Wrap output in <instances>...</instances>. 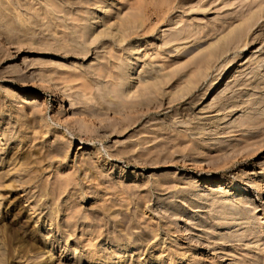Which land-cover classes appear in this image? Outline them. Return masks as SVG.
Listing matches in <instances>:
<instances>
[{
	"label": "rangeland",
	"instance_id": "rangeland-1",
	"mask_svg": "<svg viewBox=\"0 0 264 264\" xmlns=\"http://www.w3.org/2000/svg\"><path fill=\"white\" fill-rule=\"evenodd\" d=\"M70 1L75 16L89 14L90 39L106 41L86 58H64L63 28L47 30L40 14L67 9L63 0H0V120L12 125L0 131V164L16 169L0 181V264H264V0ZM109 52H124L139 72L126 91L155 85L164 104L147 133L140 126L102 139L109 134L97 128L112 114L67 97L89 84L79 65L108 63L95 53ZM74 120L94 136L74 135ZM174 130L186 143L163 150ZM65 177L73 180L62 187L56 179Z\"/></svg>",
	"mask_w": 264,
	"mask_h": 264
},
{
	"label": "bare ground",
	"instance_id": "bare-ground-1",
	"mask_svg": "<svg viewBox=\"0 0 264 264\" xmlns=\"http://www.w3.org/2000/svg\"><path fill=\"white\" fill-rule=\"evenodd\" d=\"M82 1V0H81ZM63 2L67 5V9L66 8H63L61 11H60V9H58V6L56 7V5L54 6L53 5V8H51V9H41L40 10V14L41 15H43L44 16V18H46V24H45V26H47L46 28H47V30H49L48 28H53V26H54V24L56 23V27H58V28H63V31H61L60 33L62 34V36H60L59 37V40L58 41H60L61 43H62V45L58 48V51H60L61 52V55L62 56H64V58L65 57H71L72 55L73 56H77V55H81V56H84L85 58L87 57V56H89L90 54H93L94 52L93 51H95L96 49H98V48H100V46H101V44L104 42H106V41H104V39L102 38V37H95V38H92V39H90L91 38V36H89V31H90V28H89V26H88V21L90 20V16H89V14L87 15V16H85V15H81V17L80 16H75L73 13H71V11H69L70 10V8H71V6L73 5V3L70 1V0H63ZM59 13H61L62 15H58ZM99 22V20H97L96 21V24ZM38 25H39V23H38ZM40 26H42V24H40ZM12 28L14 29V28H16V26L14 25V26H12ZM50 37H51V35H50ZM53 37V39L55 40V39H57L56 37H54V36H52ZM51 37V38H52ZM176 37H179V35L178 36H176ZM184 37H185V34H184ZM183 37V38H184ZM229 38V37H228ZM228 38L226 37L223 41H224V46L226 47V44L228 43ZM174 39V38H173ZM177 39H179V38H175V40H177ZM180 39H182L181 38V36H180ZM174 40V41H175ZM57 41V42H58ZM111 41H113V40H111ZM173 42V41H172ZM103 43V44H104ZM113 43V42H112ZM111 43V44H112ZM222 45V44H221ZM224 46H222L223 48H224ZM121 48V51H124L123 50V48L122 47H120ZM226 49H228V46H227V48ZM124 52H109V53H107L106 55H101V54H99V53H95V54H97V60H103V58L104 59H106V60H109L108 61V63L107 62H105L104 64H102V61H98V62H100L99 63V65H97L96 67H92V68H84V67H81V65H79L80 67L79 68H81L82 70H83V72L82 73H84V75L82 74V77H81V74H79L80 75V78H83L84 80H83V82L84 83H86V81L89 83L88 85H85V84H83L82 83V91L80 92V91H77L76 93L75 92H73V93H71V94H67L68 96V98L69 99H76L78 102H79V104H81V105H83V106H86V107H88V110H89V112H90V110H91V112L92 111H94V113H95V111L96 110H98L97 112H99V110H101V111H103L104 113L105 112H107V113H109V114H112V115H110V119H107V121L108 122H106L107 123V125L106 124H104V125H100V126H98V128H97V131H101V132H107V134H109L108 136L107 135H103L102 136V139H108L110 136H117V137H121V136H123V134H125V133H128V132H130V131H133V130H135L137 127H140L141 126V133L143 132V133H147V131H145L146 130V128H147V126H148V124L150 123V122H152V120L149 122V121H147V122H145L146 120H147V118L149 119L150 117H149V115L150 116H159V115H161V113L163 112V110H162V107H163V105H161V99L159 98V96H157V97H154L153 96V93L155 92V91H152L153 89H151V88H154L153 86H155V85H153L151 88L147 85V84H145V86L143 85H141L142 87H140V89H138L137 91H126V90H128L129 88V84H130V81H131V77L132 76H135V75H137L139 72H137V71H135V67L134 66H132L131 67V65H130V68H128L129 66V63H130V61L129 60H125V59H123V56H125L124 54H123ZM209 53V52H208ZM215 53V52H214ZM227 53V52H226ZM75 54V55H74ZM216 54V53H215ZM218 54V53H217ZM207 55H212V52L210 53V54H207ZM84 57H83V59H84ZM82 58V57H81ZM78 59V58H77ZM132 63V62H131ZM107 65V66H106ZM95 66V65H94ZM71 68V67H70ZM78 68V69H79ZM231 68V66L228 68V69H226L221 75H220V77H218V79L215 81V83L211 86V90H210V92L209 93H211V92H214V91H217L219 88H221L222 86H223V84H224V82H225V80H226V77H227V73H228V70ZM54 70H56V69H54ZM98 71H103L102 73H104V71L105 72H108V74H110V75H107V77L108 76H110V77H108V78H106V77H104V78H106L105 80L107 81L108 79H110L111 81H112V86L110 85V84H108L107 86L108 87H103V85H102V82H101V80H103L104 78H103V76H102V74H101V72H99L98 74H97V72ZM105 74H107V73H105ZM105 74H103V75H105ZM99 75V76H98ZM102 77H101V76ZM84 76V77H83ZM3 78V76L2 75H0V79H2ZM99 78H101V80L99 79ZM67 80H69L68 82L71 84V82L73 83V82H75L76 81V79H75V81L74 80H72V79H67ZM20 80H16V82H19ZM22 81V80H21ZM133 81V80H132ZM66 82V81H65ZM108 82H110V81H108ZM114 82V83H113ZM101 83V85H100V87H99V89H95V86L97 85V84H100ZM68 84V83H67ZM87 84V83H86ZM103 84H104V82H103ZM110 85V86H109ZM69 86V85H68ZM72 86H74L73 84H72ZM128 86V87H127ZM50 88L46 83H44V85H43V89H42V91H46V89L45 88ZM71 87V86H70ZM128 88V89H127ZM133 88V87H132ZM136 88H138V87H136ZM71 89V88H70ZM133 89H135V88H133ZM155 89V88H154ZM159 90L161 89V88H158ZM158 89H157V91L156 92H158ZM130 90V89H129ZM136 90V89H135ZM162 90V89H161ZM164 91V90H163ZM82 92H86V93H88V94H90V96H91V98L92 99H90V100H93V102H89V101H84L82 98H81V95H82ZM159 93H160V91H159ZM52 94H54V91L52 92ZM162 94V93H161ZM164 94V93H163ZM166 95V94H165ZM58 97H59V95H58ZM161 97V96H160ZM165 98V97H164ZM168 98V97H167ZM163 99V98H162ZM57 100H59V99H57ZM75 100V101H76ZM165 100V99H164ZM6 100L4 99V98H1L0 99V110H2V109H4V108H6V102H5ZM218 101V100H217ZM220 101V100H219ZM75 103V102H74ZM73 103V104H74ZM107 103H109V105L107 104ZM78 104V105H79ZM220 104V102L218 103V105ZM75 106H77V102L74 104ZM73 105V106H74ZM224 105V104H223ZM232 105H234V104H232ZM220 108H222V105H220L219 106ZM74 107H70V110H72ZM80 108V107H79ZM83 108V107H82ZM229 108V107H228ZM228 108H223L222 109V111H224L226 114H224L223 116H224V118H227L228 116H229V114L232 112V110H231V108H233V107H231L230 108V110H231V112L229 111V109ZM85 109H87V108H85ZM164 109V108H163ZM150 110H152V113L151 114H149V111ZM221 110V109H220ZM87 111V110H86ZM101 111H100V113H98V115L99 114H101ZM93 113V112H92ZM102 115V114H101ZM104 115H106V113L104 114ZM108 116V115H107ZM221 116V115H220ZM98 117H100L101 118V116H98ZM97 117V118H98ZM105 117V116H104ZM160 117V116H159ZM153 120H155L154 118H152ZM150 120V119H149ZM171 120V119H170ZM85 121V120H84ZM219 121V120H218ZM247 121V120H246ZM166 122V121H165ZM169 122H171L172 124H175V120L174 121H169ZM177 122V121H176ZM222 122V121H221ZM227 122V121H226ZM243 122V121H242ZM251 122V121H250ZM103 123H104V121H103ZM192 123V122H191ZM190 123V124H191ZM216 123V122H215ZM248 124H249V122H247ZM156 124V123H155ZM155 124H152V125H155ZM167 124V122L165 123V125ZM170 124V123H169ZM171 124V125H172ZM200 124V123H199ZM199 124H196L195 125V122H194V125H195V128H197V127H199ZM218 124H219V122H218ZM222 124V123H221ZM224 124V123H223ZM254 124V123H253ZM252 124V125H253ZM150 125H151V123H150ZM170 125V126H171ZM191 125H193V124H191ZM193 125V126H194ZM203 124H201V126H202ZM207 125V124H206ZM250 125H251V123H250ZM252 125H251V127H252ZM5 126H8L9 128H12V125L11 124H9V123H6L5 122V118H1V120H0V131H3V129L5 128ZM68 127H69V129H70V131L71 132H73L74 133V135H76V136H79V137H81V135L83 136V134H86L87 133V131L86 130H84V126L82 125V123H81V121H78V120H74V121H71L70 123H68V125H67ZM162 126H164V124L162 125ZM205 126V125H204ZM212 126V125H211ZM216 126V125H215ZM218 126V125H217ZM215 127V128H212V129H215V130H218V132H219V130L222 132V133H228L226 130H228L227 128H229V126H231V125H229V126H227V127H221V129H219V127L220 126H218V127ZM236 126V125H235ZM238 126V125H237ZM149 127V126H148ZM166 127V126H165ZM168 127H169V125H168ZM214 127V126H213ZM169 128H173L172 126L171 127H169ZM191 128V127H190ZM205 128V127H204ZM203 127H202V129H204ZM211 128V127H210ZM209 128V129H210ZM231 128V127H230ZM232 128L233 129H235L236 127H234V126H232ZM238 128V127H237ZM160 129H163V128H160ZM165 129V128H164ZM174 129V128H173ZM177 129H178V127H177ZM192 129V128H191ZM194 129V128H193ZM248 129H249V127H248ZM168 129L166 128L165 129V133H167L166 131H167ZM172 130V129H171ZM189 130V129H188ZM194 130H196V129H194ZM193 130V131H194ZM198 130H200V127H199V129ZM157 131H159V129H157ZM163 131V130H162ZM197 131V130H196ZM212 131V130H211ZM226 131V132H225ZM229 131V130H228ZM19 132H20V130L19 129H17V133L19 134ZM86 132V133H85ZM139 132H140V130H139ZM150 132V131H149ZM148 132V133H149ZM159 132H161V130L159 131ZM170 132V134H171V132L172 131H169ZM202 132H204V133H206V131H202ZM209 132V131H208ZM217 132V131H216ZM233 132V131H232ZM155 132L153 131V134L152 135H155L154 134ZM158 133V132H157ZM162 133V132H161ZM164 133V134H165ZM180 133L181 132H178V131H175L174 130V135H172V136H170L169 134V136H170V138L168 139H166V138H163L164 136H161L163 139H165V140H167V141H165L164 142V146L162 145V147H164L163 148V150H165V148H167V150H168V148L170 149L171 147H173V146H177L176 144H181V142L183 141V143H184V140H181L182 139V137H184V135L186 134H184L183 132V135L181 136L180 135ZM181 133V134H182ZM198 133V132H197ZM210 133V132H209ZM212 133V132H211ZM215 133V132H214ZM231 133V132H230ZM159 134V133H158ZM194 134V133H193ZM199 134V133H198ZM207 134V133H206ZM216 134V133H215ZM187 135V134H186ZM188 135H190V134H188ZM200 135V134H199ZM203 135V134H202ZM211 135V134H210ZM217 135V134H216ZM94 135L92 134V133H87L86 135H85V137L86 138H92ZM160 136V135H159ZM154 137V136H153ZM156 137V136H155ZM165 137H167V136H165ZM187 137H189V136H187ZM218 137V136H217ZM230 137V136H229ZM162 138H160V139H162ZM185 138V137H184ZM203 138V137H202ZM219 138H221V137H219ZM219 138H218V140H219ZM149 139V138H148ZM148 139H146L147 141H149ZM156 139V143H157V138H155ZM162 139V140H163ZM212 139V138H211ZM216 139V138H215ZM222 139V138H221ZM2 138L0 139V145H5V144H1V142H2ZM151 140V139H150ZM194 140V139H193ZM142 141H143V139H142ZM188 141V140H187ZM133 140L129 143V144H127L126 146H125V149L127 150V152L126 153H123L122 155L124 156V155H127V154H129V153H131V152H133V150H132V148H133V146H136V144L135 145H133V143H135V142H138V141H135V142H133ZM153 143L152 144H155V145H157L156 143H154L155 141L153 140L152 141ZM139 143H141V141L139 140ZM143 143V142H142ZM141 143V144H142ZM144 143H146V142H144ZM143 143V144H144ZM147 143H151V141L150 142H147ZM158 143H160V141H158ZM185 143H186V140H185ZM221 143V142H220ZM68 144L69 143H67V142H63V145L64 146H68ZM140 144V145H141ZM217 145V144H216ZM152 146H154V145H152ZM157 146H159V145H157ZM154 147H156V146H154ZM153 147V148H154ZM220 146H218L216 149L217 150H219L218 148H219ZM157 148V147H156ZM174 149V148H173ZM162 150V149H161ZM162 150V151H163ZM56 151H57V149H56ZM151 153V151H146L145 153H146V155H150V154H148V153ZM166 152V151H165ZM57 153L58 152H55V154L57 155ZM157 153H159V151H158V149H157V152H156V154ZM0 154H2L1 153V150H0ZM152 154V153H151ZM174 154V153H173ZM120 155V154H119ZM122 155H120V156H122ZM130 155V154H129ZM129 155H127V156H129ZM161 155V154H160ZM99 158V157H98ZM123 158V157H122ZM124 159H125V161L127 160V158H125L124 157ZM119 160V159H118ZM123 160V159H122ZM130 159H128L127 160V162L129 161ZM131 162H133V161H131ZM86 163L89 165L90 164V166H91V163H89V162H87L86 161ZM134 163H136V162H134ZM137 164V163H136ZM11 171H13V172H15L16 171V169H14V168H10V165L9 164H7L6 162L5 163H2V164H0V181H3V180H6L9 176H10V172ZM71 180H73V178L72 177H65V178H63V179H59V178H57L56 179V181H58V182H63V184H62V187H64V186H67V185H69V182L71 181ZM52 183V182H51ZM241 189V188H240ZM62 190H60L59 192H57V194H61L60 192H61ZM215 196V195H214ZM219 196V195H218ZM223 196V195H222ZM216 198V197H215ZM222 198H224V197H222ZM237 204V203H236ZM239 204V203H238ZM237 204V205H238ZM220 205H221V203H220ZM223 205H225V203L223 204ZM222 205V206H223ZM230 205V204H229ZM229 205H227L228 206V208H229ZM232 205H234V203L232 204ZM243 205V204H242ZM242 205L240 204V206L242 207ZM231 206V205H230ZM219 207H221V206H219ZM233 207V206H232ZM245 207V206H244ZM223 208V207H222ZM233 208H237V206L235 207V205H234V207ZM232 208V209H233ZM224 209H226V211L228 210L227 208H225L224 207ZM221 210V212L222 211H225V210ZM247 209V208H246ZM245 210V209H244ZM244 210H242V208L241 209H239V212L237 213V214H242L243 212H244ZM248 210V209H247ZM225 211V212H226ZM228 211H230V210H228ZM227 211V212H228ZM230 212H228V214H229ZM245 213V212H244ZM243 213V214H244ZM233 214H235V213H233ZM242 214V215H243ZM246 214H248L247 212H246ZM224 215H225V213H224ZM226 216V215H225ZM225 216H223V214H222V216H220L219 218H221V217H223L224 219H225V221L227 220V218H225ZM231 216H232V213H231ZM227 217H228V215H227ZM230 217V216H229ZM223 218H221V220L223 219ZM212 220H213V218H212ZM229 220V219H228ZM231 220V219H230ZM201 221V220H200ZM206 220H204V221H202L203 223L205 222ZM208 221H210V220H208ZM202 222H201V224H202ZM220 222H224V220H222V221H220V219H219V222L218 223H220ZM197 223H199V222H197ZM207 223V222H206ZM206 223H204V226H209V228L210 227H213L214 228V225H213V221H212V224L211 223H208L207 225H206ZM217 223V222H216ZM217 223V224H218ZM215 224V223H214ZM221 224V223H220ZM226 224V223H225ZM200 225V224H199ZM203 225V224H202ZM224 225V224H223ZM198 226V225H197ZM218 227H219V224L217 225ZM203 227V226H202ZM217 227V228H218ZM205 228V227H204ZM207 228V227H206ZM251 228V227H250ZM211 229V228H210ZM253 230H254V228H252ZM209 230V229H208ZM216 230V229H215ZM249 230H251V229H248V231ZM253 230H251V231H247L249 234H250V236H249V238L252 236V238H255L254 236H256L255 235V231H253ZM257 233V232H256ZM248 234V235H249ZM213 237V236H212ZM211 237V238H212ZM248 236H246V238H247ZM257 237H259V236H257ZM249 238H247V239H249ZM256 239V238H255ZM261 239V238H260ZM201 240V239H200ZM209 241L210 240H208V243H209ZM204 242H206V241H204ZM227 242H229L228 240H227ZM240 242V241H239ZM207 243V244H208ZM211 243V242H210ZM202 245H204V243L202 244ZM201 245V246H202ZM210 245V244H209ZM205 246V245H204ZM201 261L202 262H204L205 261V258L204 257H202V259H201ZM216 262V261H215Z\"/></svg>",
	"mask_w": 264,
	"mask_h": 264
}]
</instances>
